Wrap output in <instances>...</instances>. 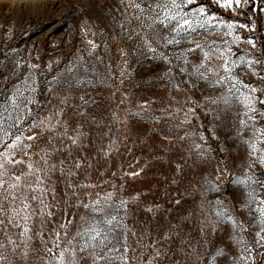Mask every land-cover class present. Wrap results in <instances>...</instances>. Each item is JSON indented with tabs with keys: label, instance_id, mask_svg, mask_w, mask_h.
Instances as JSON below:
<instances>
[{
	"label": "snow or ice",
	"instance_id": "snow-or-ice-1",
	"mask_svg": "<svg viewBox=\"0 0 264 264\" xmlns=\"http://www.w3.org/2000/svg\"><path fill=\"white\" fill-rule=\"evenodd\" d=\"M196 2L120 0L122 10L113 18L120 21L121 31L128 26L129 38L136 36L142 42L137 48L144 59L168 65L159 77L161 80L165 77L174 80L172 73L178 67L189 80L195 74L198 80L226 88L224 94L209 102L222 104L226 109L237 103L241 105L240 127L243 134L251 132V138L243 141L249 146L247 168L232 173L225 164L214 169L215 179L200 171L201 165L212 158V148L204 132H198L186 149L187 154L181 153L172 166L171 177L165 176L162 203H142V192L125 197L120 194L123 185L118 191L81 192L80 189L100 187L90 181L82 184L73 179L81 170L86 172L93 167L88 155L78 156L71 164L59 161L60 176L66 177L65 187L75 198L65 199L67 192L58 195L60 180L52 179L57 164L49 160L26 161L23 157L27 156L25 150L40 139L39 135L25 133L51 129L68 135L70 127L64 120L57 121L56 125L51 123L56 115L62 116V112L39 118L44 103L37 97L35 66L22 64L15 57L11 60L5 57L0 60V264H45V261L46 264H221V261L223 264H264V173L253 171L257 166L264 168V123L257 125L258 121H264V99L258 95L264 88L245 83L236 71L246 66L264 81V74L258 67L264 66V55L251 51L257 43L248 37L245 42L250 48L241 55L233 53L229 44L223 45L218 54L220 65L212 68L208 64L213 58L211 46H204L209 51L204 53L200 65L193 66L190 72L188 53L202 50V45L193 41L194 48L180 54L172 53L184 66L173 65L167 52H158V47L174 48L200 31L216 28L227 29L234 41L241 39L236 31L238 28L255 31L254 27L238 21L217 20L207 14L203 6L190 7ZM214 2L227 10H237L242 5L255 7L253 0ZM133 21H138L140 27L136 28ZM88 43L95 50L97 45L91 40ZM22 68L28 69L24 75L20 74ZM95 69V64L88 63L69 67L66 69L68 75L45 81L46 91L51 93L53 84L68 89L95 87ZM173 87L179 89L178 84ZM86 95L85 91L80 96V104L74 107H86L94 102L86 99ZM139 108L131 114L133 119H161L152 114L150 103L145 102ZM194 111L188 109V112ZM208 131L214 132V129ZM68 138L77 148L83 149L88 133L79 130L75 138L70 135ZM179 139H191V134L186 132ZM58 150H63V145ZM112 151L111 142L107 149L101 145L97 159L101 152L107 159ZM42 164L44 170L39 171ZM144 171L142 168L125 175L135 178ZM225 184L241 189L238 200L228 197ZM73 207L77 211L69 213L68 209ZM62 209L64 216L70 218L55 228L46 229L48 222L55 218L54 210ZM142 211L150 214V219H139ZM245 213L247 222L242 218ZM37 238L42 247L34 244Z\"/></svg>",
	"mask_w": 264,
	"mask_h": 264
},
{
	"label": "rangeland",
	"instance_id": "rangeland-1",
	"mask_svg": "<svg viewBox=\"0 0 264 264\" xmlns=\"http://www.w3.org/2000/svg\"><path fill=\"white\" fill-rule=\"evenodd\" d=\"M253 4L255 7L242 5L240 9L227 10L214 0H197L190 7L203 6L206 13L217 20L238 21L254 27L255 31L238 28L236 31L241 37L238 41L233 40L227 29L200 31L174 48L158 47L157 51H166L173 65L182 67V60L173 57L172 53L180 54L194 48L193 41H198L202 50L187 55L190 72L193 66L200 65L204 53L209 51L204 46H211L213 58L208 64L212 68L220 65L218 54L223 50V45L229 44L233 53L241 55L250 48L245 42L248 37L254 38L257 43V47L251 51L264 55V10H257L264 9V3L253 0ZM118 10H122L120 0H0V60L15 57L22 64L34 65L37 97L44 103L39 118L62 112L63 115H56L51 123L56 125L57 121L64 120L70 127L68 135L51 129H34L25 133L39 135L40 139L25 150L27 156L23 158L32 162H55L57 170L52 174V179L60 180L58 195L67 192L65 199L73 200L71 190L65 187L66 177L60 176L59 161L65 160L71 164L78 156L88 155L93 167L87 168L86 172L81 170L73 179L82 184L90 181L100 187L80 189L81 192L118 191L123 185L121 195L127 197L142 192L141 201L144 204L163 202L164 178L171 177L172 166L181 153L187 154L186 149L198 132H204L212 148V158L201 165L200 171L211 174L215 179L214 169L225 164L232 173L246 169L249 146L243 141L251 138V132L243 134L244 130L240 127L243 118L241 105L237 103L226 109L222 104H211L209 101L224 94L226 88L198 80L195 74L189 80L178 67L172 73L174 80L171 77L161 80L159 77L168 65L143 58V53L137 48L142 42L136 36L129 38L128 26L121 31L118 27L120 21L113 18L120 15ZM133 24L136 28L140 27L138 21H133ZM89 40L97 45L95 50L88 43ZM8 60H5L6 64ZM84 63L96 65L95 87L87 90L78 87L68 89L53 84V91H46L48 84L45 81L66 76L69 74L66 69ZM258 67L264 74V66ZM27 71V68H22L20 74L24 75ZM236 71L245 83L259 84L264 88V81L248 71L246 66ZM173 84H178L179 89ZM85 91V98L94 102L86 107H74L80 104V96ZM258 95L264 99V92ZM145 102L151 104L152 114L161 117L159 121L132 118L131 114L139 111V105ZM189 108L195 111L188 112ZM260 123L264 121H258L257 125ZM251 126L249 123V128ZM209 129H214V132ZM79 130L88 133L83 149L77 148L68 138L69 135L75 138ZM186 132L191 134V139L181 141L179 137ZM110 142L113 148L111 155L105 159L101 152L97 159L101 145L107 149ZM60 145H63V150H58ZM221 148L224 151H220ZM44 167L42 164L39 171H43ZM142 168L145 171L139 177L125 175ZM253 171L264 173V168L257 166ZM225 192L232 200H238L241 195V189L231 184H225ZM76 211L74 207L68 209L69 213ZM79 212L82 213L83 209ZM54 216L46 229L55 228L70 218L64 216L63 209L54 210ZM138 218L150 219V214L142 211ZM242 218L247 222L246 213ZM34 244L42 247L39 238Z\"/></svg>",
	"mask_w": 264,
	"mask_h": 264
}]
</instances>
